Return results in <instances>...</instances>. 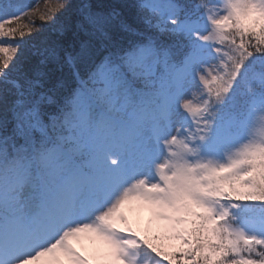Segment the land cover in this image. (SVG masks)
I'll use <instances>...</instances> for the list:
<instances>
[{"label": "snow or ice", "instance_id": "1", "mask_svg": "<svg viewBox=\"0 0 264 264\" xmlns=\"http://www.w3.org/2000/svg\"><path fill=\"white\" fill-rule=\"evenodd\" d=\"M0 264H264V0H0Z\"/></svg>", "mask_w": 264, "mask_h": 264}, {"label": "trees", "instance_id": "2", "mask_svg": "<svg viewBox=\"0 0 264 264\" xmlns=\"http://www.w3.org/2000/svg\"><path fill=\"white\" fill-rule=\"evenodd\" d=\"M16 2L20 4H27V3H35L36 0H16ZM41 3H42V0H41Z\"/></svg>", "mask_w": 264, "mask_h": 264}]
</instances>
